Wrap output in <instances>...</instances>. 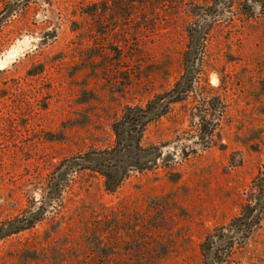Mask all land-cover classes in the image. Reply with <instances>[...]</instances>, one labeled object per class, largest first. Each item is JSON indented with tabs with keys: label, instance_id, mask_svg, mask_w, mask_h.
I'll return each mask as SVG.
<instances>
[{
	"label": "rangeland",
	"instance_id": "1",
	"mask_svg": "<svg viewBox=\"0 0 264 264\" xmlns=\"http://www.w3.org/2000/svg\"><path fill=\"white\" fill-rule=\"evenodd\" d=\"M199 2L0 0V226L10 222L14 232L0 237V264H264L260 207L258 225L232 253L200 252L208 231L239 215L264 165L259 1L222 2L192 56L224 110L211 141L185 116L189 99L145 130L141 143L161 152L157 166L124 173L101 158L123 108L145 104L181 74L188 14ZM88 154L97 155L95 170L122 175L115 191L79 166L43 205V179ZM39 206L41 220L21 229L20 214Z\"/></svg>",
	"mask_w": 264,
	"mask_h": 264
},
{
	"label": "trees",
	"instance_id": "2",
	"mask_svg": "<svg viewBox=\"0 0 264 264\" xmlns=\"http://www.w3.org/2000/svg\"><path fill=\"white\" fill-rule=\"evenodd\" d=\"M241 0H201L189 10L188 16L190 23L188 24V40L186 50L182 54V72L174 81L172 86L161 93L155 95L152 99L145 102L143 105H126L120 116L112 124V132L114 136L113 144L110 152H105L101 158L113 161L114 166L122 169L124 173L136 170L138 172L148 171L157 166V160L161 158V152L157 149L150 151L141 143L147 126L153 122H157L163 117H166L171 112V107L174 104L182 103L186 100L193 108L190 113L186 114L191 121L197 118V127L201 141L210 140L214 136L218 122L224 114L219 95L214 94V89L211 88L204 77L203 64L198 63L192 56H196L202 52V48L207 44L205 35L218 24V8L219 5L227 3L229 7L236 8V5ZM264 7V0H257ZM233 14L246 15L239 10L233 11ZM200 97L202 103H198L199 107H195L197 101L195 98ZM208 99V100H207ZM210 100H216V104H210ZM222 106V105H221ZM194 110V111H193ZM207 125V129L205 126ZM207 147V146H205ZM95 157V158H92ZM97 155L84 157H73L60 161L51 171L49 176L43 179L42 183V204H50L54 200L53 196L58 195L61 191L62 176L80 169L91 170L99 173L104 177L105 188L114 192L118 184L122 180V175H110L106 172L95 170L91 163H96ZM80 163V164H79ZM87 163L89 167L82 165ZM264 175V165L258 169L256 175L252 179L250 185V193L247 203H245L238 216H235L224 225L211 229L206 233L202 243L200 244V252L205 254L213 252L218 254L225 246L227 254L232 253V250L241 237H246L247 233L258 225L261 220L260 213L264 210V199H261L264 186L257 184ZM40 207V206H39ZM259 207L262 212H259ZM31 209L24 210L20 214L21 222L24 223L21 229H29L34 227L37 221L41 220L43 213L42 207L34 213H30ZM29 221V222H28ZM20 228L15 229L19 231ZM0 237L7 236L12 231L11 223L6 222L0 226ZM208 245V247H206Z\"/></svg>",
	"mask_w": 264,
	"mask_h": 264
},
{
	"label": "bare ground",
	"instance_id": "3",
	"mask_svg": "<svg viewBox=\"0 0 264 264\" xmlns=\"http://www.w3.org/2000/svg\"><path fill=\"white\" fill-rule=\"evenodd\" d=\"M8 58H9V57H8ZM1 60H2V59H1ZM1 66H2V65H1ZM1 66H0V67H1Z\"/></svg>",
	"mask_w": 264,
	"mask_h": 264
}]
</instances>
